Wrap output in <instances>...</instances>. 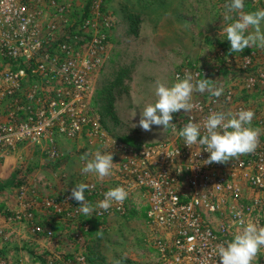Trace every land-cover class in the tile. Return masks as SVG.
<instances>
[{"label": "built area", "instance_id": "built-area-1", "mask_svg": "<svg viewBox=\"0 0 264 264\" xmlns=\"http://www.w3.org/2000/svg\"><path fill=\"white\" fill-rule=\"evenodd\" d=\"M114 29L115 17L101 0H90L82 10L67 0H0V152L29 145L55 163L64 158L61 148L65 144H76L91 157L98 149L112 151L109 179L84 181L89 185L85 196L95 208L91 217L97 226L102 228L112 217H127L139 202L148 230L149 264H219L214 251L232 239L242 222L264 225V114L258 115L241 99L264 83V63L256 67L253 55L243 58L238 82L231 75L223 78L232 61L222 52V65L180 63L171 83L178 75L191 74L194 84L211 79L223 93L215 97L194 88L193 108L173 114L165 138L127 142L105 127L92 102ZM236 87H241V94ZM240 109L254 111L252 127L259 130L256 148L250 153L205 164L208 153L199 145L185 146L178 135L189 121L200 123L203 134L211 112ZM117 186L125 188L127 198L113 202L108 210L99 208L104 193ZM18 192L21 211L14 221L27 224L33 238L54 237L53 229L38 215L45 211L61 216L60 222L69 228L91 227L89 220L77 222L82 212L71 190L45 199L26 184ZM0 236L9 240L1 231ZM43 259L45 264H89L84 250L71 255L49 251ZM0 264L33 262L0 259ZM253 264H264V248Z\"/></svg>", "mask_w": 264, "mask_h": 264}, {"label": "rangeland", "instance_id": "rangeland-1", "mask_svg": "<svg viewBox=\"0 0 264 264\" xmlns=\"http://www.w3.org/2000/svg\"><path fill=\"white\" fill-rule=\"evenodd\" d=\"M67 1L75 9L82 10L90 0ZM101 1L103 8L115 17V29L107 60L94 83L92 102L105 127L127 142H155L165 138L168 127L152 126L150 131H145L139 126L140 112L147 103L155 102L156 81L170 84L172 74L180 63L193 61L205 67L218 63L222 65V52L225 58L232 61L228 70L224 69L223 78L227 80L231 75L230 79L235 82L242 75L239 66L243 58L253 55L256 67L264 63V50L256 47H246L241 53L230 52V42L222 32V13L227 0ZM245 5V10L264 7V0H245ZM236 90L238 95L241 94V87H236ZM241 99L250 104L258 115L264 114V83ZM61 149L65 156L55 163L29 145L4 152L3 154H11L16 158L14 170L17 173L13 185L3 184L8 190L13 187L18 189L22 184L29 186L30 174L38 173L41 179L53 183L51 193L36 194L45 199L53 194L67 193L75 184L84 183L88 179H109V175L100 177L95 173L82 171L86 164L84 157L91 159V156L76 144H65ZM2 170L3 166L0 164V172ZM1 192L7 194V190L3 188ZM12 192H9V196ZM17 195L20 196V192ZM76 203L79 205V202ZM20 211H13L8 206L0 209V223L13 227L10 233H5L0 228L4 236L9 235L7 242L0 236V259L45 264L43 254L46 252L71 255L84 250L88 253L89 264H115L116 259L121 264H149L151 261V251L145 241L148 230L142 203L137 202L127 217H112L102 228L97 226L101 233L92 235L89 230L96 222L83 213L77 222L89 220L92 224L88 230L83 227L69 228L66 223L60 222L61 216L52 212L40 213L39 217L54 231L52 240L33 238L27 224L15 222ZM39 217L37 214L34 217L36 223H39ZM17 236L21 237L20 240ZM1 247L7 248L5 250L9 252L8 256L1 253Z\"/></svg>", "mask_w": 264, "mask_h": 264}, {"label": "clouds", "instance_id": "clouds-1", "mask_svg": "<svg viewBox=\"0 0 264 264\" xmlns=\"http://www.w3.org/2000/svg\"><path fill=\"white\" fill-rule=\"evenodd\" d=\"M245 7V0H227L222 13V32L230 42L232 53H241L246 47L264 50V7L251 10H245ZM213 81L203 78L196 80L194 84L191 74H186L183 78L178 75L171 84L157 80L155 102L144 106L140 112L139 126L145 131H150L152 126L167 128L172 124L170 122L174 113L181 110L187 112L193 108L191 99L194 88L201 93L208 91L212 96L219 97L223 89L215 87ZM254 116L251 109H240L236 112L214 111L204 121L203 134L200 123L189 121L179 130L178 135L183 138L185 146L191 148L199 145L201 151L208 153L205 164L224 163L256 148L259 130L252 127ZM177 154L178 152L175 156ZM167 156L171 157L172 154ZM84 159V173H95L100 177L111 174L114 165L112 151L98 149L91 159ZM88 188L87 183L75 184L71 189V197L79 202V211L91 217L90 214L95 208L86 199L85 192ZM127 196L128 193L122 186L110 188L97 206L108 210L113 202H123ZM261 248H264V225L257 221H248L242 222L232 239L220 244L214 254L219 257V264H253ZM115 264H121V261L116 259Z\"/></svg>", "mask_w": 264, "mask_h": 264}, {"label": "crops", "instance_id": "crops-1", "mask_svg": "<svg viewBox=\"0 0 264 264\" xmlns=\"http://www.w3.org/2000/svg\"><path fill=\"white\" fill-rule=\"evenodd\" d=\"M2 120V117L0 116V122ZM16 158H14L11 154H3V153H0V164H2L3 166V170L2 172H0V184H2V187L4 190H7V194L6 192H1V189L0 188V209L3 208L4 206H8L11 210H20V206L18 204V202H20L18 200V191H19V187L18 189H14L13 188H10V190H8L7 186H5V184H11L13 185L14 182H16L14 180V177H16L15 173H17L14 169L17 165V162L15 160ZM28 184L31 189V191H33L35 194L37 193H51L52 190H53V183H51V181L49 180H43L40 178V174L38 173H31L29 178H28ZM5 183V184H3ZM10 185V186H11ZM7 188V189H6ZM13 190V192H12ZM17 191V192H16ZM9 192L11 193L12 192V195L9 196ZM16 193V198H14L13 194ZM54 193V192H53ZM3 197V198H2ZM2 222V221H1ZM12 225H6V224H1L0 223V228L3 229V231L6 233H10V229H12L13 227H11ZM24 233H25V229L22 230ZM28 231V230H27ZM9 236V235H8ZM22 237H25L22 236ZM17 238L20 240V238L17 236ZM31 240L33 242H36V240H34L32 237H31ZM10 241H11V238H10ZM24 243V242H23ZM8 245V250H9V243L7 244ZM5 246V245H4ZM1 253H3L5 256H8L9 255V252H6L5 249L7 248H3L1 247Z\"/></svg>", "mask_w": 264, "mask_h": 264}, {"label": "trees", "instance_id": "trees-1", "mask_svg": "<svg viewBox=\"0 0 264 264\" xmlns=\"http://www.w3.org/2000/svg\"><path fill=\"white\" fill-rule=\"evenodd\" d=\"M94 226H92L91 228V232H89L90 235L94 234V233H101L100 230L97 229V223L93 224Z\"/></svg>", "mask_w": 264, "mask_h": 264}]
</instances>
